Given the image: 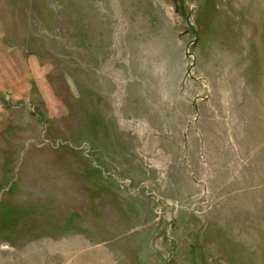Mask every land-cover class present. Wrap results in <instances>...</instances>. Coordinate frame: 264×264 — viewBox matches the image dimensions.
Instances as JSON below:
<instances>
[{
    "label": "rangeland",
    "instance_id": "1",
    "mask_svg": "<svg viewBox=\"0 0 264 264\" xmlns=\"http://www.w3.org/2000/svg\"><path fill=\"white\" fill-rule=\"evenodd\" d=\"M0 264H264V0H0Z\"/></svg>",
    "mask_w": 264,
    "mask_h": 264
},
{
    "label": "water",
    "instance_id": "2",
    "mask_svg": "<svg viewBox=\"0 0 264 264\" xmlns=\"http://www.w3.org/2000/svg\"><path fill=\"white\" fill-rule=\"evenodd\" d=\"M188 19H189V18H188ZM187 24H188V26L190 27V29H191L194 33H196V32H195V28L193 27V25L190 23L189 20L187 21Z\"/></svg>",
    "mask_w": 264,
    "mask_h": 264
}]
</instances>
